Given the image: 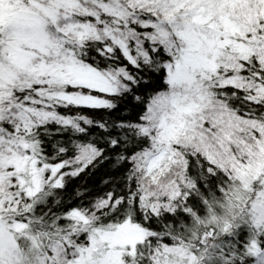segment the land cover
<instances>
[{"label":"snow or ice","instance_id":"1","mask_svg":"<svg viewBox=\"0 0 264 264\" xmlns=\"http://www.w3.org/2000/svg\"><path fill=\"white\" fill-rule=\"evenodd\" d=\"M0 264H264V0H0Z\"/></svg>","mask_w":264,"mask_h":264}]
</instances>
